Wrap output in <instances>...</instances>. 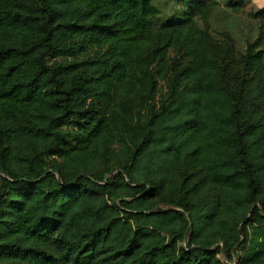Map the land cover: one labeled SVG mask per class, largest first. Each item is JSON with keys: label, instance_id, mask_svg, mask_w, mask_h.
<instances>
[{"label": "trees", "instance_id": "16d2710c", "mask_svg": "<svg viewBox=\"0 0 264 264\" xmlns=\"http://www.w3.org/2000/svg\"><path fill=\"white\" fill-rule=\"evenodd\" d=\"M217 5L0 0V264H264V12Z\"/></svg>", "mask_w": 264, "mask_h": 264}, {"label": "rangeland", "instance_id": "374dc122", "mask_svg": "<svg viewBox=\"0 0 264 264\" xmlns=\"http://www.w3.org/2000/svg\"><path fill=\"white\" fill-rule=\"evenodd\" d=\"M264 12V0H248L239 12L230 11L226 7L224 0H218L217 9L214 11L210 21L211 29L219 35V32L226 29L237 40L244 36H250L254 39L258 34V19L254 13ZM222 260H225L223 254H220ZM233 261H227L228 264H234Z\"/></svg>", "mask_w": 264, "mask_h": 264}]
</instances>
